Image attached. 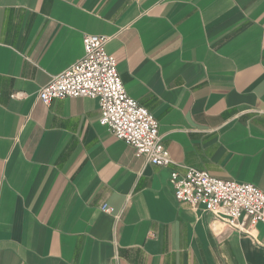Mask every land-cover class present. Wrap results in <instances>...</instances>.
<instances>
[{"label": "crops", "instance_id": "obj_1", "mask_svg": "<svg viewBox=\"0 0 264 264\" xmlns=\"http://www.w3.org/2000/svg\"><path fill=\"white\" fill-rule=\"evenodd\" d=\"M89 35L169 165L100 126L97 101L37 98ZM189 168L264 194V0H0V264H264L263 223L246 236L174 199Z\"/></svg>", "mask_w": 264, "mask_h": 264}, {"label": "built area", "instance_id": "obj_2", "mask_svg": "<svg viewBox=\"0 0 264 264\" xmlns=\"http://www.w3.org/2000/svg\"><path fill=\"white\" fill-rule=\"evenodd\" d=\"M83 57L43 86L37 98L53 100L88 98L98 102L99 124L134 149L135 156L154 166H167L171 158L160 141L154 116L130 98L116 69V60L105 52L103 36H84ZM183 176L170 175L174 199L202 208L240 233L251 236L257 223L264 224V194L253 184L216 179L206 171L189 168ZM103 212L112 210L107 205Z\"/></svg>", "mask_w": 264, "mask_h": 264}]
</instances>
